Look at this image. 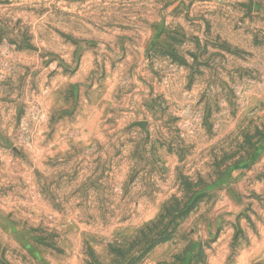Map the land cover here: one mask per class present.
<instances>
[{"label": "rangeland", "instance_id": "1", "mask_svg": "<svg viewBox=\"0 0 264 264\" xmlns=\"http://www.w3.org/2000/svg\"><path fill=\"white\" fill-rule=\"evenodd\" d=\"M0 264H264V0H0Z\"/></svg>", "mask_w": 264, "mask_h": 264}]
</instances>
